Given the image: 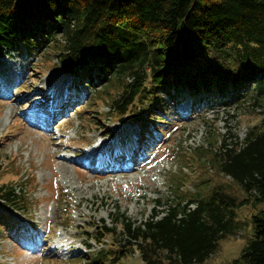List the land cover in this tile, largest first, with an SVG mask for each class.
I'll use <instances>...</instances> for the list:
<instances>
[{
	"label": "trees",
	"instance_id": "trees-1",
	"mask_svg": "<svg viewBox=\"0 0 264 264\" xmlns=\"http://www.w3.org/2000/svg\"><path fill=\"white\" fill-rule=\"evenodd\" d=\"M49 50L74 78L76 91L115 79L120 92L111 114L125 116L151 139L149 123L163 125L184 92L198 106L259 104L264 0H0V58L11 51L33 56ZM253 130L240 142L222 136L211 151L242 197L217 185L188 199L157 198L140 222L110 213L112 225L93 237L111 240L85 253L87 264H115L134 251L143 264L202 263L219 240L239 229L236 210L250 202L263 207L252 214V237L233 264H264V127ZM19 195L12 185H1L0 206L27 211ZM0 229L20 238L36 226L18 225L0 208Z\"/></svg>",
	"mask_w": 264,
	"mask_h": 264
},
{
	"label": "rangeland",
	"instance_id": "rangeland-1",
	"mask_svg": "<svg viewBox=\"0 0 264 264\" xmlns=\"http://www.w3.org/2000/svg\"><path fill=\"white\" fill-rule=\"evenodd\" d=\"M58 63L53 50L33 56L11 51L0 58V186L12 185L27 211L0 208L16 224L36 226L20 238L0 229V264H87L85 253L111 240L93 237L112 225L110 213L140 222L157 198L188 199L217 185L242 197L211 151L222 136L240 142L252 128L264 127V95L259 104L198 106L184 92L163 125L149 123L154 131L148 139L139 125L111 114V101L120 92L115 79L73 95L74 78ZM32 100L41 106L35 117L27 111ZM40 111L47 117L37 118ZM262 207L239 206V229L219 240L217 250L199 264H233L252 237V214ZM115 264L143 262L134 251Z\"/></svg>",
	"mask_w": 264,
	"mask_h": 264
}]
</instances>
